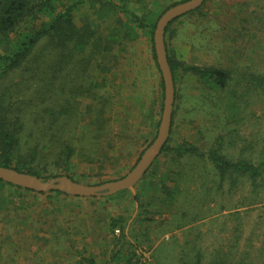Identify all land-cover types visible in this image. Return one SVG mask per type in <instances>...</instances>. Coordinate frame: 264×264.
<instances>
[{
    "label": "rangeland",
    "instance_id": "374dc122",
    "mask_svg": "<svg viewBox=\"0 0 264 264\" xmlns=\"http://www.w3.org/2000/svg\"><path fill=\"white\" fill-rule=\"evenodd\" d=\"M181 1L187 0H130L128 6L149 21ZM93 12L89 4L75 11L76 25L81 27L83 18ZM166 41L174 56L186 64L231 71L233 80L227 92L215 96L235 94L239 98L238 114L233 110L225 113L221 106L204 102V87L194 78L181 77L176 84L179 96L170 145L188 143L207 153L224 136L223 154L257 162L264 139V90L250 77L263 76L264 80V0H208L201 10L173 23ZM120 57V66L105 83L100 75L93 92L110 102L106 141L114 145L108 153L111 160L101 169L99 163L84 162L77 152L72 176L85 185L104 184L127 175L157 135L164 92L149 35L138 32V38L127 42ZM11 77L2 89L16 86L25 78L22 74ZM96 77L92 67L87 79ZM72 80L70 77L67 88L78 89L79 93L85 79L77 83ZM93 94H75L78 116L94 101ZM85 126L80 123L71 137L78 147ZM34 133L29 136L32 141L36 140V130ZM22 141L27 138L22 137ZM245 148L251 152L246 153ZM187 157L177 161L168 152L161 154L134 194L127 191L110 197L82 198L44 193L36 198L32 194L19 197L14 188L0 183V264H87L88 259L95 264H122L124 257L115 255V250L122 248V231L112 232L111 223L119 216L130 218L125 229L129 234L130 224L141 213L131 197L138 192L142 203L153 201L149 213L159 212L143 216L151 223H144L138 230H151L153 239L151 248H141L148 251L141 263L153 264L152 257L157 254L163 263L177 264L182 249L191 245L204 254L206 262L220 252L230 251H250L255 256L259 250L264 257V186L259 188L258 196H251L248 179L234 186L226 182L219 190L213 165L206 159ZM162 182L173 190L176 201L172 207L159 206V198L165 197ZM183 222L187 228L161 242L164 227Z\"/></svg>",
    "mask_w": 264,
    "mask_h": 264
},
{
    "label": "trees",
    "instance_id": "16d2710c",
    "mask_svg": "<svg viewBox=\"0 0 264 264\" xmlns=\"http://www.w3.org/2000/svg\"><path fill=\"white\" fill-rule=\"evenodd\" d=\"M183 2L185 1L175 5ZM129 3L130 0H73L70 3H65L64 0H0L1 167L13 168L18 172L31 174L44 180L61 176L73 179L72 163L77 152L84 162L99 163L101 169L110 162L108 153L114 149V145L106 140L107 124L110 123L107 114L111 106L109 100L93 92L98 87L96 83L100 75L103 76L102 81L105 83L107 76L120 66V55L125 52L127 42L135 41L140 31L149 35L153 58L160 73L161 88L164 92L161 72L156 61L153 35L158 19L167 9L159 15V18H150L146 21L129 9ZM87 4L93 8L94 12L85 16L83 25L79 27L74 21V12ZM179 19L174 20L165 31L167 57L175 84V103L179 96L176 85L178 80L189 76L204 87L201 95L205 98V103L212 102L221 106L224 112L233 110L238 114L237 100L239 98L235 94L215 96L227 92L233 80L231 71L215 66L201 67L186 64L178 60L169 49L166 38L171 25ZM115 47L118 49H114ZM92 67L95 68L97 77L90 81L87 75ZM18 74L25 76L20 83L16 86L1 88L11 75L14 77ZM70 77H73L72 81L76 83L79 79H85L79 93H76L78 89L74 91L67 88ZM262 77L256 79L254 75H251L250 78L264 90ZM75 94H87L90 97L93 94L94 101L86 106L85 111L82 115L79 113V116L73 102L76 98ZM175 103L172 127L177 108ZM81 117L87 119V122H82ZM230 117L228 114L227 123L232 120ZM78 120L80 122L77 124ZM80 123L86 126L83 135L78 139L80 143L78 147L71 137ZM34 130H36V140L32 141L29 136H34ZM27 132H30L28 137ZM22 137H26L27 141L23 142ZM225 142L226 137L220 136L210 150L204 153L188 143L172 146L169 138L161 154L168 152L177 161L185 156L206 159L216 171L219 190L226 182L234 186L239 181L248 179L251 196H258L259 188L264 186V139L261 143L262 153L257 162L244 159L243 156L238 159L229 158L223 154L222 148ZM151 143L152 141L149 145ZM244 150L246 153L251 152V149ZM0 183L14 188L18 191L19 197H23V194H32L36 198L44 194L16 187L1 180ZM162 183L160 187L165 197L159 198V206L172 207L176 201L173 190H170L164 182ZM97 185L102 183L95 186ZM50 193L66 195L61 192ZM141 196L140 192L131 196L139 204L141 213L130 224L128 235L125 234V229L130 218L119 216L111 223L112 232L117 229L122 231L119 239V245L122 248L115 250L116 256L124 257L122 264H147V262L141 263L140 259L148 251H143L141 248L144 245L152 247V231L146 229L139 233L138 230L144 223H151L150 219L143 216L147 213L156 215L159 212L154 210L149 213V209L153 208V201L142 203ZM187 226L183 222L173 227H164L163 235L172 234ZM188 243L186 242L185 246ZM123 248L125 252L127 251L126 253L123 252ZM191 250L194 253H190ZM257 252L259 254L255 256L250 251L241 253L230 251L227 254L220 252L206 262L204 254L191 245L187 249H182L177 264H264L262 253L259 250ZM152 262L168 264L163 263L157 254L153 255ZM87 264H95V261L88 259Z\"/></svg>",
    "mask_w": 264,
    "mask_h": 264
},
{
    "label": "water",
    "instance_id": "95a60500",
    "mask_svg": "<svg viewBox=\"0 0 264 264\" xmlns=\"http://www.w3.org/2000/svg\"><path fill=\"white\" fill-rule=\"evenodd\" d=\"M207 0H187L167 9L156 23L153 35L156 61L164 84V100L157 135L144 150L136 165L123 178L91 186L76 182L67 176L44 180L37 176L18 172L13 168L0 166L2 182L37 193L61 192L73 197L102 198L116 195L123 191L135 193V187L147 174L163 148L168 143L172 128V117L175 103V84L169 66L166 45V28L176 19L181 18L203 6Z\"/></svg>",
    "mask_w": 264,
    "mask_h": 264
},
{
    "label": "crops",
    "instance_id": "0c3cea01",
    "mask_svg": "<svg viewBox=\"0 0 264 264\" xmlns=\"http://www.w3.org/2000/svg\"><path fill=\"white\" fill-rule=\"evenodd\" d=\"M184 230V229H183ZM172 235V234H165L164 237L161 239L162 241L161 242H164L166 240V238L168 239L169 236ZM160 243V242H159ZM146 255V254H145ZM144 255V256H145Z\"/></svg>",
    "mask_w": 264,
    "mask_h": 264
}]
</instances>
